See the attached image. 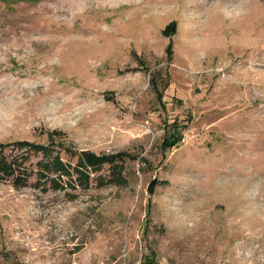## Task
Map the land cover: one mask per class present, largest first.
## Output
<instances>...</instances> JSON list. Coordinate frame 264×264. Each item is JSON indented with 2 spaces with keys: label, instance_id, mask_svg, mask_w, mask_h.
Segmentation results:
<instances>
[{
  "label": "rangeland",
  "instance_id": "374dc122",
  "mask_svg": "<svg viewBox=\"0 0 264 264\" xmlns=\"http://www.w3.org/2000/svg\"><path fill=\"white\" fill-rule=\"evenodd\" d=\"M52 130L127 183L1 180L0 264H264V0H0V141Z\"/></svg>",
  "mask_w": 264,
  "mask_h": 264
},
{
  "label": "trees",
  "instance_id": "16d2710c",
  "mask_svg": "<svg viewBox=\"0 0 264 264\" xmlns=\"http://www.w3.org/2000/svg\"><path fill=\"white\" fill-rule=\"evenodd\" d=\"M167 28L169 30H162V33L171 36L175 31L174 22H170ZM165 54L168 59L171 57V42L166 45ZM149 82L157 91L155 73L151 74ZM156 96L161 99V92ZM178 126L177 122H171L170 127L176 132H172L169 140L165 138L163 150L180 142ZM46 134V142L28 139L0 141V181L8 179L13 187L19 188L30 185L29 181L33 179V186L40 192L62 191L70 199L76 197L75 191H86L92 185L98 188L126 185L124 166L127 155L124 152L78 150L68 146L59 131L52 130ZM7 150L11 154H6ZM32 158L36 160L33 162ZM142 264L155 263L152 257H147Z\"/></svg>",
  "mask_w": 264,
  "mask_h": 264
},
{
  "label": "water",
  "instance_id": "95a60500",
  "mask_svg": "<svg viewBox=\"0 0 264 264\" xmlns=\"http://www.w3.org/2000/svg\"><path fill=\"white\" fill-rule=\"evenodd\" d=\"M154 182H155V181L152 180V181L150 182V184L148 185V193H149V194L152 193V189H153Z\"/></svg>",
  "mask_w": 264,
  "mask_h": 264
}]
</instances>
